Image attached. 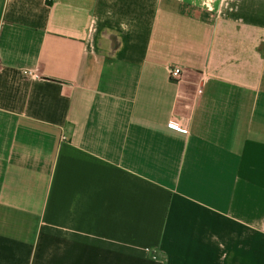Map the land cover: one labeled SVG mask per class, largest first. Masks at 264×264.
Instances as JSON below:
<instances>
[{
    "label": "crops",
    "instance_id": "obj_1",
    "mask_svg": "<svg viewBox=\"0 0 264 264\" xmlns=\"http://www.w3.org/2000/svg\"><path fill=\"white\" fill-rule=\"evenodd\" d=\"M0 264H264V0H0Z\"/></svg>",
    "mask_w": 264,
    "mask_h": 264
},
{
    "label": "built area",
    "instance_id": "obj_2",
    "mask_svg": "<svg viewBox=\"0 0 264 264\" xmlns=\"http://www.w3.org/2000/svg\"><path fill=\"white\" fill-rule=\"evenodd\" d=\"M24 73L31 76V77L37 76L34 71H24ZM180 73H181V69L179 67L174 66L172 68H168V74H169L170 78H172V79L179 80ZM187 121H188L187 119H183V121H182L183 126H186ZM178 122H179V119L176 116H171L169 118V123H171V124H176Z\"/></svg>",
    "mask_w": 264,
    "mask_h": 264
}]
</instances>
